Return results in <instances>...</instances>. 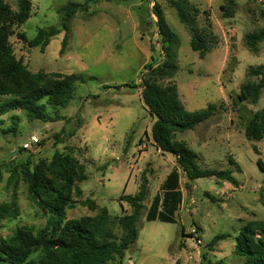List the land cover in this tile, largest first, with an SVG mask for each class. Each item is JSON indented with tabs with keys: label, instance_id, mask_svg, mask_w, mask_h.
Instances as JSON below:
<instances>
[{
	"label": "rangeland",
	"instance_id": "1",
	"mask_svg": "<svg viewBox=\"0 0 264 264\" xmlns=\"http://www.w3.org/2000/svg\"><path fill=\"white\" fill-rule=\"evenodd\" d=\"M4 1L18 11L19 0ZM68 1L77 0H33L31 18L11 37L16 56L31 71L77 74L82 80L68 107L48 108L53 122L30 121L22 112L0 119V204L11 199L8 164L19 166L30 154L36 161L50 160L56 151L70 148L86 166L88 179L80 184L82 198L67 211L69 219L96 215L87 200L106 207L113 217L130 214V206L119 199L136 195L143 172L147 174L149 195L137 222L138 239L123 264H245V258L235 253L236 238L249 222L264 220V169L259 164L264 167V140H249L245 128L264 108V91L257 104L242 102L239 95L249 81V69L264 65V42L257 54L245 44L248 34L264 29V4L236 0L233 17H225L221 8L225 0H183L200 10L198 27L213 39V49L204 58L192 49L190 29L169 0L92 4L72 20L64 53V31L44 51L32 47L29 42L41 29L61 28L58 10ZM155 5L180 42L179 71L161 83L177 85L188 111L216 106L214 117L175 139L198 154L201 169L231 170L238 185L217 178L190 181L174 155L161 152L153 141L155 119L141 93L149 66H157L164 55ZM14 114L20 117L18 131L6 132ZM59 134L64 142L56 139ZM32 137L39 143L25 148ZM174 168L183 194L176 223L149 222L152 201ZM19 204L20 217L1 223L0 241L21 226H46L47 213L30 199L24 182ZM219 235L226 239L210 247Z\"/></svg>",
	"mask_w": 264,
	"mask_h": 264
},
{
	"label": "trees",
	"instance_id": "2",
	"mask_svg": "<svg viewBox=\"0 0 264 264\" xmlns=\"http://www.w3.org/2000/svg\"><path fill=\"white\" fill-rule=\"evenodd\" d=\"M32 1L19 0L18 11H15L7 2L0 0V119L12 112H22L30 121L53 122L55 119L47 113L48 108L59 110L68 107L74 100L76 86L82 77L77 74L33 72L16 56L11 37L15 34V28L21 27L31 18ZM113 1L116 0L68 1L58 10L61 28L54 26L41 29L29 42L30 45L40 46L44 51L51 40L64 31L61 50L64 53L75 16L80 11L88 10L92 4ZM169 2L176 9L181 22L190 29L192 49L204 58L212 51L214 44L210 34L198 27L200 10L183 0ZM261 2L264 4V0ZM236 5V0H225L221 7L225 17H233ZM154 13L158 18L164 55L157 66H149V71L142 79L141 93L145 106L155 119L153 141L161 152L174 155L190 181L217 178L238 185L231 170L201 169L197 163L198 154L185 142L175 139L178 133L193 130L214 117L216 106L212 104L205 110L188 111L177 85L164 86L161 83L174 78L179 71L177 54L180 42L160 6L155 5ZM23 39L26 38L23 36ZM263 42L264 29L245 37L247 48L255 54L259 53ZM248 77L249 81L241 86L239 100L257 104L264 91V65L251 67ZM11 120L12 126L5 131L16 133L20 117L14 114ZM245 134L251 141L264 140V108L254 113L248 121ZM69 136H73V133ZM55 137L64 142L60 134ZM67 150L56 151L50 160L36 161L34 154H30L19 166L13 163L7 165L10 172L8 189L12 194L10 201L0 204V225L3 221L20 217L19 188L22 182L28 186L30 199L46 211L47 224L44 228L18 227L12 236L1 240L0 264H123L127 251L137 242V222L149 195L147 174L143 172L136 195H123L119 199L121 204L130 206V214L113 217L106 207H98L87 200L96 215L69 219L67 211L76 200L82 198L80 184L88 179V175L86 166L79 161L74 151L70 148ZM259 164L264 169L261 162ZM160 189L146 219L149 222L159 220L176 223V215L183 201L177 168L167 176ZM261 197L264 201V188ZM225 239L224 235L215 237L210 247ZM235 253L245 258V264H264V220L249 222L242 228L236 238Z\"/></svg>",
	"mask_w": 264,
	"mask_h": 264
},
{
	"label": "built area",
	"instance_id": "3",
	"mask_svg": "<svg viewBox=\"0 0 264 264\" xmlns=\"http://www.w3.org/2000/svg\"><path fill=\"white\" fill-rule=\"evenodd\" d=\"M37 143H39V140L36 137H32L31 138V142L25 144V148H30L33 145H36Z\"/></svg>",
	"mask_w": 264,
	"mask_h": 264
},
{
	"label": "crops",
	"instance_id": "4",
	"mask_svg": "<svg viewBox=\"0 0 264 264\" xmlns=\"http://www.w3.org/2000/svg\"><path fill=\"white\" fill-rule=\"evenodd\" d=\"M131 259H129V261H130Z\"/></svg>",
	"mask_w": 264,
	"mask_h": 264
}]
</instances>
